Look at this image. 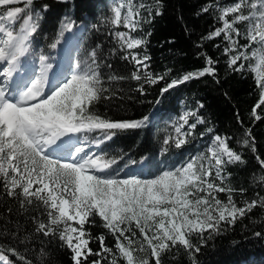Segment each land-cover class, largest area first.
<instances>
[{"label":"snow or ice","instance_id":"obj_1","mask_svg":"<svg viewBox=\"0 0 264 264\" xmlns=\"http://www.w3.org/2000/svg\"><path fill=\"white\" fill-rule=\"evenodd\" d=\"M21 2L23 7L17 6ZM154 5L119 0L110 7L111 15H101L91 26L96 33L106 30L111 35L115 47L109 49L110 56L120 54V60L133 65L130 78L143 81L135 88L140 96L148 95L144 84L156 85L168 75L154 74L150 55L135 51L148 40L133 33L163 14V0H154ZM50 10L47 0H0V208L7 209V214L0 212L5 222L0 224V264H59L55 249L67 253L70 264H165L166 260L179 264L182 257L187 264H199L197 256L209 241L248 218L255 208L264 210V196L259 194L238 206L234 193L243 196L246 189L226 183L231 176L227 166L246 165L243 153L230 147L232 136L220 134L211 136L206 151L175 167L151 155L137 158L122 150L108 152L106 146L118 134L146 128L151 113L113 119L107 111L99 112L98 105L107 107L108 102L125 98L112 84L129 78L114 73L102 42L86 49L67 74L50 78L55 70L49 52L34 49ZM204 14H213L214 25L194 46L202 48L203 41L222 37V55L232 73L243 74L256 62L252 70L258 73L254 85L259 100L251 117L264 120L257 111L264 107V0H206L194 13ZM56 27L58 34L47 49H57L66 33L78 30V22L65 13ZM43 38H48L46 33ZM30 55L36 56L38 68L25 64ZM199 55L206 58V66L160 88L156 105L171 89L193 79L208 76L220 83L218 60L206 52ZM196 104L197 110L179 117L175 134L163 139L161 156L173 146L180 150L190 144L198 126L206 124L198 111L204 105ZM236 118L243 127L239 113ZM214 131L207 127L199 135ZM236 143L250 149L264 173V158L252 129H245ZM153 166L157 167L153 178L131 171ZM259 180L264 181V174ZM13 214L16 220L11 219ZM94 228L104 231L94 234ZM254 236L262 238L264 231H255ZM92 243L98 248L93 249Z\"/></svg>","mask_w":264,"mask_h":264},{"label":"trees","instance_id":"obj_2","mask_svg":"<svg viewBox=\"0 0 264 264\" xmlns=\"http://www.w3.org/2000/svg\"><path fill=\"white\" fill-rule=\"evenodd\" d=\"M142 1L155 8L154 0ZM47 2L51 5V10L44 23L41 36H38L34 42L35 51L38 52L43 48L49 52L50 56H53L55 50L47 49V44L58 34L57 21L65 13L73 16L78 25L84 27V33L80 39L83 49L79 53V59L83 58L84 51L95 42H102L104 54L113 64L114 73L129 77L112 84L118 94L125 98L110 101L107 107L103 103L98 105L99 112L107 111L113 119L140 118L151 113V119L146 128L118 134L106 146L108 152L116 154L118 150H122L131 152L137 158L151 155L154 160L164 159L169 166L174 167L198 151L201 147L199 143L210 142L212 135L232 136L233 139L229 141L230 147L237 152H242L243 158L247 161L246 165L237 164L227 166L226 169V173L231 174L226 183L236 189L241 187L246 189L243 196L238 191L234 193L238 206H243L244 199L257 198V194L264 196V181L259 180V176L264 173L259 170L254 154L250 149L241 148L236 143L237 138H243V131L251 128L252 135L256 139L258 153L264 158V120L254 121L251 117V110L259 100V93L254 85L255 77L250 67H247L243 74L231 72L226 63L227 57L222 55L224 44L222 37L212 41H203L202 48L194 46L214 25L213 14L198 17L194 15L206 0H163V14L155 17L151 24H144L143 30L138 31V35L146 37L148 43L135 51L141 53L146 51L150 55V71L154 74L168 72L165 80L156 85L144 84L147 96H140L135 91L138 83H143V81L137 82L130 78L131 71L134 70L133 65L120 60V54L114 57L109 55V49L115 47L111 35L106 30L96 33L91 27L93 24H98L101 15H105L110 0H68L66 4L59 3L57 0H47ZM221 2L228 3L230 0H221ZM17 6L23 7V3ZM185 26H187V32ZM149 31L151 36L146 35ZM45 33L47 39L43 38ZM169 41L172 42L169 43ZM216 44H220L221 47H215ZM202 52L218 60L215 67L220 83L214 82L208 76L193 79L171 89L164 94L162 102L156 105L155 100L159 97L160 88L172 79L182 78L187 72L201 70L206 66V58L199 55ZM104 71L106 73L107 69ZM120 89L124 91L119 92ZM129 89L132 91H128ZM197 101L204 105L203 109L198 111L206 120V124L198 126L196 138L190 144L180 150L173 146L168 153L161 156L160 149L164 147L163 139L170 129V120L180 115L183 104L190 105L193 111L197 110ZM257 111L264 116V107ZM237 113L243 121V127L237 121ZM207 127L214 128V133L201 137L199 134L206 132ZM156 172V166L147 168L145 177L150 178ZM0 212L7 214V209L0 208ZM11 219L16 220L17 217L13 214ZM19 219L23 222V217ZM4 223L0 220V224ZM8 227L12 228L11 225ZM92 231L94 234H99L104 230L94 228ZM255 231H264V210L259 207L255 208L248 218L238 221L234 228H230L223 235L209 241L197 256L199 264H264V237L256 238ZM3 242L7 243V240ZM107 243L109 246L114 243L111 236H108ZM35 247H40L38 242ZM91 247L97 249L98 244L92 243ZM49 248L55 249V245H49ZM55 251L59 264H70V257L67 253L58 249ZM12 259L15 260L16 257ZM165 264L169 262L166 260ZM179 264H187V259L182 257Z\"/></svg>","mask_w":264,"mask_h":264},{"label":"rangeland","instance_id":"obj_3","mask_svg":"<svg viewBox=\"0 0 264 264\" xmlns=\"http://www.w3.org/2000/svg\"><path fill=\"white\" fill-rule=\"evenodd\" d=\"M134 2L137 3V4H139L141 2L143 3L142 0H134ZM21 3H23V2H21ZM117 3H119V0H110L109 7H108L105 15H111V13L109 11L110 7L113 6V4H117ZM141 11L143 12V15L146 17L147 16V12L144 11V10H141ZM118 30L127 31V29H124L123 27H120ZM82 33H83V28L78 26V30L73 31L72 33H66L65 37L61 38V44L57 47L58 48V52L54 56H51V63L53 65V69L55 70V73H54L53 77L56 76L59 73L67 74L68 70L70 68H72L75 65V63L79 60V53L83 49L82 45H81V42H80ZM133 35L138 37V38L140 37L138 35V32L133 33ZM77 36H78V39H77ZM67 44H71V45H70L69 51H67V53L65 54L64 51H65V48H66L65 46ZM31 56H32V58H34L36 60H34L33 63L29 62L28 66L29 67L32 66L33 68H38V62H37L36 56L35 55H31ZM253 68H256V62L255 61H252L251 66H250L251 70ZM252 72L254 74V77L256 78L258 73L256 71H253V70H252ZM51 74H53V73H51ZM186 111H193V110L190 109V105L183 104L182 108L180 110V115L177 116V117H173L170 120V122H169L170 129L168 131L167 136L175 134L174 125L178 126V124L180 123L179 117L181 115H183L184 112H186ZM210 143H211V141L206 143V144L205 143H199L201 145L200 149L198 151H196L195 153H193L192 155H195L197 152L206 151V148L210 145ZM77 146H79V145H77ZM93 151H95V149H93ZM131 171L133 173L141 174L142 178H146V179L149 178V177H145L146 169L132 168ZM153 176L150 177V178H153ZM216 182L219 183V181H216ZM219 195H220V198L222 200H226V194L221 193Z\"/></svg>","mask_w":264,"mask_h":264},{"label":"bare ground","instance_id":"obj_4","mask_svg":"<svg viewBox=\"0 0 264 264\" xmlns=\"http://www.w3.org/2000/svg\"><path fill=\"white\" fill-rule=\"evenodd\" d=\"M77 39H78V36H77ZM70 45H71V44H67V45L65 46V47H66V48H65V51H64L65 54L67 53V51H69V49H70ZM30 67H32V66H30ZM32 68H33V67H32ZM57 73H58V72H57ZM53 75H54V73H53V74L50 73V78H53V79H54L55 76L53 77Z\"/></svg>","mask_w":264,"mask_h":264}]
</instances>
